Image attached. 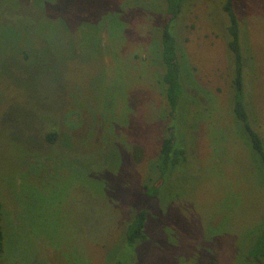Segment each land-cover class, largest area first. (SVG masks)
<instances>
[{
	"label": "rangeland",
	"instance_id": "obj_1",
	"mask_svg": "<svg viewBox=\"0 0 264 264\" xmlns=\"http://www.w3.org/2000/svg\"><path fill=\"white\" fill-rule=\"evenodd\" d=\"M222 3L184 0L171 24L189 102L170 116L163 0H0V264H108L144 208L147 239L117 254L129 264H264L248 254L264 226V162L232 111ZM27 4L38 24L25 28L9 11ZM235 7L264 142V0ZM168 128L187 160L149 198Z\"/></svg>",
	"mask_w": 264,
	"mask_h": 264
},
{
	"label": "trees",
	"instance_id": "obj_2",
	"mask_svg": "<svg viewBox=\"0 0 264 264\" xmlns=\"http://www.w3.org/2000/svg\"><path fill=\"white\" fill-rule=\"evenodd\" d=\"M165 5V22L163 24L162 32L157 42V50L161 55L160 65H163L162 80L165 84V95L170 107V116L178 107H183L186 102H189L185 95V88L181 80V65L178 59L177 40L171 31V24L180 14L183 8L184 0H163ZM236 0H223L222 9L228 17V41L227 46L233 54V76H232V88H233V108L232 111L236 118L240 119L243 123L244 129L250 140L252 149L258 153L261 160L264 162V142L261 135L251 124L249 114L247 112L245 104V92L243 83L244 74V62L245 56L243 54V48L241 46L240 37V23L236 13L235 7ZM30 7L32 4H27L25 12H19L16 8L9 11L12 17H17L25 24L23 27L27 28L37 23L33 11ZM38 8V7H37ZM39 12V8L37 9ZM10 14L8 17L10 18ZM27 23V24H26ZM12 24V23H11ZM38 24V23H37ZM159 43V44H158ZM178 110V108H177ZM47 138L50 141H55L57 138V132L52 130L48 133ZM180 138V137H179ZM186 146L184 141L180 138L178 141L174 137L171 128H168V133L162 138L160 150L157 156L155 170L157 176L151 184H144L142 191L149 198H156L160 195L163 188L166 185L167 180L178 170L179 166L186 162ZM181 167V166H180ZM150 215V209H141L135 214L133 220L127 225L126 229L121 237L120 246L112 252L111 261L108 264H129V261L125 259H119L117 256L119 252L126 250V247H131L132 253L137 252L136 248L139 243L144 242L147 239L146 227L147 219ZM8 214L5 212L2 202L0 200V253L4 249L5 234L3 232L2 220H4ZM248 254L250 257L256 260L264 261V226L261 228L260 233L256 236L254 243L249 245ZM131 263V262H130Z\"/></svg>",
	"mask_w": 264,
	"mask_h": 264
}]
</instances>
